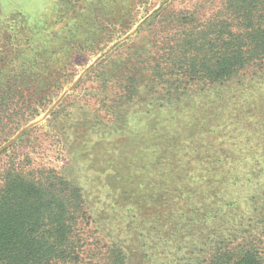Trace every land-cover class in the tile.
Listing matches in <instances>:
<instances>
[{
  "label": "rangeland",
  "instance_id": "374dc122",
  "mask_svg": "<svg viewBox=\"0 0 264 264\" xmlns=\"http://www.w3.org/2000/svg\"><path fill=\"white\" fill-rule=\"evenodd\" d=\"M224 2L0 0V50L17 54L16 71L22 59L33 74L23 99L33 116L12 114L20 109L14 104L8 113L31 120L0 124V146L27 127L0 153V174L12 165L45 167L77 185L91 211L81 229L90 248L119 239L127 248L144 245L132 261L153 251L163 262L203 264L214 248L239 244L255 246L264 260V70L190 84L165 100L138 68L185 26L180 17L202 23ZM130 69L139 73V93L125 99L120 85L129 83ZM159 158L171 160L166 181L173 174L169 183L181 192L162 194ZM117 176L129 183L120 204ZM114 209L126 218L111 220Z\"/></svg>",
  "mask_w": 264,
  "mask_h": 264
},
{
  "label": "trees",
  "instance_id": "16d2710c",
  "mask_svg": "<svg viewBox=\"0 0 264 264\" xmlns=\"http://www.w3.org/2000/svg\"><path fill=\"white\" fill-rule=\"evenodd\" d=\"M178 21L181 27L185 26L164 39L162 53H157L158 57L151 55L152 64L141 54L136 55V61L142 58L144 65L138 68L143 72L141 78L147 88L156 91L161 87L165 100H176L190 84L224 83L246 69L264 70V0H225L219 13L202 23L195 24L196 20L188 16ZM15 61L19 62L17 54L11 57L0 50V124H4L3 128L10 124L17 128L31 120L22 119V114L32 113L30 103L23 99L27 96L25 92L33 89V74L23 69L22 59L16 71L10 66ZM135 74L139 73H133L126 79L129 83L120 85L121 98L139 93L133 80ZM12 104L20 108L12 114L25 111L21 119H12L8 114L13 110ZM159 161L161 176L165 177L162 194L181 192L183 189L169 183L173 181V174L166 181L169 171L164 167L171 160L165 162L159 158ZM115 179L116 189L120 188L116 203L120 204L129 193V183L118 176ZM138 184L141 188V183ZM141 196V193L132 195L133 198ZM119 214L114 209L110 219L120 222L126 218L117 219ZM91 218L81 189L54 169L9 166L0 174V264H173L160 261L164 254L156 258L157 253L153 251L150 256L144 254V260L132 261L131 255L143 253L138 250L144 245L127 248L119 239L104 246L91 244L90 248L81 229ZM134 218L131 216L130 220ZM203 264H264V260L255 246L238 244L229 249L221 245L213 249Z\"/></svg>",
  "mask_w": 264,
  "mask_h": 264
},
{
  "label": "water",
  "instance_id": "95a60500",
  "mask_svg": "<svg viewBox=\"0 0 264 264\" xmlns=\"http://www.w3.org/2000/svg\"><path fill=\"white\" fill-rule=\"evenodd\" d=\"M90 68V66L89 67H87L83 72H82V74L80 75V77L88 70ZM79 77V78H80ZM79 80V79H78ZM78 80L77 81H75V83L68 89L69 91L70 90H72L74 87H75V85H76V83L78 82ZM65 94H66V92H63L54 102H53V104L50 106V108L44 113V115H43V118H46L49 114H50V112L57 106V104L63 99V97L65 96ZM27 129V127H23L12 139H10L7 143H5V144H3L2 146H0V153L2 152V151H4L5 149H7V148H9L17 139H18V137H19V135L22 133V132H24L25 130Z\"/></svg>",
  "mask_w": 264,
  "mask_h": 264
}]
</instances>
